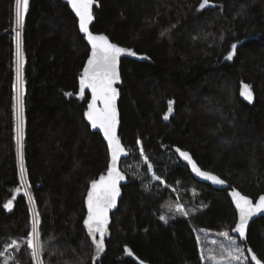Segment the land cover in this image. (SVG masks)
<instances>
[{
  "label": "trees",
  "instance_id": "16d2710c",
  "mask_svg": "<svg viewBox=\"0 0 264 264\" xmlns=\"http://www.w3.org/2000/svg\"><path fill=\"white\" fill-rule=\"evenodd\" d=\"M97 1L92 32L145 56L121 62L119 135L130 156L121 165L127 181L98 256L84 226L85 200L110 159L84 115L90 95H79L89 46L64 0H29L20 28L22 153L43 264H136L125 248L146 264H212L201 260V249L218 256V244L228 243L222 232L245 249L249 264L248 248L264 264V218L241 243L232 233L237 215L227 191L197 181L173 150L190 152L203 170L254 200L264 194V0H209L203 9L202 0ZM18 28L15 0H0V253L15 239L19 251L4 253L9 264H34L16 142ZM234 43L236 54L227 60ZM243 83L252 102L240 96ZM9 200L11 210L4 207Z\"/></svg>",
  "mask_w": 264,
  "mask_h": 264
},
{
  "label": "snow or ice",
  "instance_id": "6c2138e0",
  "mask_svg": "<svg viewBox=\"0 0 264 264\" xmlns=\"http://www.w3.org/2000/svg\"><path fill=\"white\" fill-rule=\"evenodd\" d=\"M96 0H68L72 10L76 17L79 19V30L84 34L88 43L91 45V54L87 59V65L84 67L83 73L80 76L79 81V95L83 98L85 89H90L92 98L88 103V111L84 114L88 122L93 129H100L103 132L104 138L107 140V147L110 152V163L107 167V175H102L99 180H93L91 183V189L87 195V219L84 220V224L88 228V233L92 237V243L95 245L97 256L104 251V237L107 232V225L109 223V210L116 206L117 197L120 195V181L125 179L124 174L117 167V163L121 155H126L124 146L121 144L120 138L117 136V126L119 124L118 111L116 107V100L118 97V90L114 85L120 81V74L118 71L119 59L121 55L127 54L135 56L136 53L130 49L120 47L115 43H112L106 35L93 34L89 30V25L92 23L94 16L92 12L93 4ZM209 0H202L200 9H203L208 5ZM29 0H15V21L19 28L23 27L25 14L28 11ZM163 36L164 34L161 33ZM16 64H17V84H16V97H15V111H16V142L17 153L20 157L21 167V179H24V167H23V153H22V140L24 135V90H23V55H22V41L20 39V32L16 34ZM237 45L234 43L231 45V50L226 56L227 60H232L236 54ZM72 95V93H67ZM241 95L244 96L249 102L253 99V93L251 87L247 84L243 85ZM172 101L168 102V113L172 112ZM98 105H102L98 106ZM164 119H168V114H165ZM139 143V142H138ZM180 156L191 165L192 171L200 177L206 180H210L215 184H224L225 181L212 175L206 171H202L196 163L192 160L191 156L186 151H180ZM140 155L144 157V161L148 164V157L145 155L143 148L140 149ZM152 170V165L148 164V171ZM154 179L164 183L159 176H154ZM147 190L148 186L145 185ZM19 192V189H16ZM27 195V193H25ZM233 200L235 202L236 209L239 213V220L233 227L232 231L238 233L240 239H245L246 226L250 217L256 213H264V195L259 197L257 203L253 204V201L247 196L242 195L238 191L232 192ZM31 198V197H30ZM12 201L9 200L4 204L6 209L11 208ZM177 212L184 217L189 215V211H185L183 207H177ZM175 218V217H172ZM165 223L168 222V217L161 215L159 217ZM39 223V214L37 213L33 219L32 228L28 234L26 245L28 249H31V258L34 264H43L41 259L44 253V245L40 239V232L37 229ZM99 234V239H96V235ZM222 237L228 239V243H219V254H210L207 257L204 255L203 249H201V260L212 262V264H231L232 261H244L248 260L245 256V249L237 244L236 239H229L228 232L220 233ZM197 243H200V238L197 237ZM213 245H217L216 240H212ZM9 248H15L19 251L20 245L18 241L13 239L11 243L5 248L4 253L8 252ZM210 252L214 250L210 249ZM125 252L132 256L133 253L130 249L125 248ZM4 253H0L3 256V264H9V256H5ZM247 253L250 256V260L254 264H262V261L258 259L257 255L251 248L247 249ZM14 259V258H12ZM143 264V261L140 262Z\"/></svg>",
  "mask_w": 264,
  "mask_h": 264
},
{
  "label": "water",
  "instance_id": "95a60500",
  "mask_svg": "<svg viewBox=\"0 0 264 264\" xmlns=\"http://www.w3.org/2000/svg\"><path fill=\"white\" fill-rule=\"evenodd\" d=\"M64 2L69 6V8H70L71 11L73 12L74 16L76 17V15H75L74 11L72 10L70 4L68 3V0H64ZM97 7H99V3H98V1L96 0V2L93 4V7H92L93 16H94V8H97ZM76 19H77V21H78V27H79V19H78V17H76ZM94 22H95V17H94L92 23L89 25V30H90L91 32H92L91 27L93 26ZM79 31H80V30H79ZM80 33H81V32H80ZM93 34H98V33H94V32H93ZM81 35L84 37L85 42H86L87 45L89 46V49H90L89 56H90V54H91V45L88 43V41H87L86 37L84 36V34L81 33ZM102 35H105V34H102ZM106 36H107V35H106ZM107 37H108V36H107ZM108 38H109V37H108ZM109 40L111 41L110 38H109ZM111 42H112V41H111ZM112 43H114V42H112ZM115 44H116V43H115ZM117 45H118V44H117ZM118 46L123 47V46H121V45H118ZM124 48H125V47H124ZM126 49H127V48H126ZM123 59H133V60H136V61H144L145 56H140V55H137V54H136L135 56H130V55H127V54L125 53V54L121 55V57H120V59H119L118 71H119V74H120V81L114 85V87H116L117 90H118V97H117V100H116V107H117V111H118V120H119V124H118V126H117V136H118L119 138H120V135H119V134H120V124H121L120 110H119V101H120V90H119V86H120L121 83H122V76H121V62H122ZM86 65H87V61H86V63H85V66H86ZM85 66H84V67H85ZM83 70H84V69H83ZM82 73H83V72H82ZM245 84H246V83H243V84L241 85V91L243 90V85H245ZM247 85H248V84H247ZM241 91H240V96H241V98H242L244 101L249 102L248 100H246V99L244 98V96L241 95ZM251 91H252V89H251ZM85 93H88V94L90 95V102H91V98H92L91 90H90V89H85ZM252 93H253V91H252ZM253 100H254V93H253V99H252V101H253ZM252 101H251V102H252ZM90 102H89V103H90ZM98 106H101V107H102V105H98ZM87 111H88V108H87ZM87 111H86V112H87ZM168 119H169V115H168ZM168 119L166 120L167 122H168ZM86 121L88 122L87 119H86ZM88 123H89V122H88ZM89 125H90V123H89ZM90 126H91V125H90ZM92 129H93V128H92ZM93 131L99 133V134L102 136V138L104 139V141H105V143H106V145H107V140L104 138V135H103L102 130H100V129L97 128V129H93ZM120 141H121V144L123 145L121 139H120ZM123 146H124V145H123ZM124 148H125V152H126L127 154H126V155H123V154L121 155V157H120V159H119V161H118V163H117V167H118L119 170L124 174L125 179L122 180V181H120V184H119V187H120V195L117 197L116 206H115L114 208H112V209L109 210V213H108V216H109V222H110V219H111L112 214L115 213V212L117 211L118 207H119V203H120V200H121V198H122V187L126 184V181H127L126 174L122 171V167H121V165H122V163H123V161H124L125 159H128V158H129L130 153H129V151L126 149L125 146H124ZM107 149H108V147H107ZM177 149H180V148H177V147H174V148H173V150H174L175 154L177 155L179 161H180L183 165H185V166L190 170L191 174L193 175V177H194L197 181H199V182H201V183H204V184H207V185H211L213 188H215V189H217V190L227 191V195H228V197H229V199H230V201H231V203H232V205H233V207H234V209H235V211H236V215H237V221H236V223H237L238 220H239V213H238V210L236 209L235 202H234V200H233V196H232V192H233V191H238V192H240V191L237 190V189H235V188H233V187H232L229 183H227L225 180H224L225 183L221 185V184H215V183H213V182L210 181V180H206V179H204L203 177L197 176V175L192 171L191 165L188 164V162H187L186 160H184V159L180 156L179 152L176 151ZM180 151H184V150L180 149ZM186 152H188V151H186ZM108 153H109V159L111 160L109 149H108ZM188 153H189V155L191 156L192 160L196 163V165H197L202 171H205V170H203V169L198 165V163L195 161V159L193 158V156L191 155V153H190V152H188ZM109 163H110V162H109ZM206 172H208V171H206ZM208 173H210V174H212V175H215V176H217L218 178H220L218 175H216V174H214V173H211V172H208ZM106 175H107V173H106L104 176H106ZM99 179H100V178H99ZM99 179H97V180H99ZM220 179H222V178H220ZM222 180H223V179H222ZM90 189H91V185H90L89 190H90ZM89 190H88V192H89ZM88 192H87V195H88ZM240 193H241V192H240ZM241 194L244 195L243 193H241ZM262 195H264V194H262ZM245 196H246V195H245ZM247 197H248V196H247ZM248 198L251 199V200L253 201V204L257 203L258 200H259V198L256 199V200H254V199H252V198H250V197H248ZM12 206H13V205L11 204V208L8 209V210H11V209H12ZM85 207H86V218H85V219H87V215H88V211H87V197H86V200H85ZM261 218H264V213H256L255 215H253L252 217H250V219H249V221H248V224H247V226H246L245 239H240L238 233L232 232L233 235H234L236 238H238V239L240 240L241 243L245 244V243L247 242L249 229H250L252 223L255 222L256 220L261 219ZM84 226L87 228V226H86L85 224H84ZM108 227H109V223H108V225H107V231H108ZM87 229H88V228H87ZM106 233H107V232H106ZM97 236L99 237V234H97ZM105 237H106V234H105ZM105 237H104V238H105ZM128 249H129V248H128ZM130 250H131V249H130ZM131 252L133 253L132 256H129L127 253H126V256H127L129 259H131L132 261H134L136 264H140V262H141L142 260H140V259L134 254V252H133L132 250H131ZM143 264H146V263L143 262Z\"/></svg>",
  "mask_w": 264,
  "mask_h": 264
},
{
  "label": "built area",
  "instance_id": "2783aa9c",
  "mask_svg": "<svg viewBox=\"0 0 264 264\" xmlns=\"http://www.w3.org/2000/svg\"><path fill=\"white\" fill-rule=\"evenodd\" d=\"M22 182H23L24 185L26 184L25 177H24V181H22ZM29 200H30V206H31V212H32V222H33V219L36 216V210H35L33 201H32V199L30 197H29ZM37 229L39 231L38 225H37Z\"/></svg>",
  "mask_w": 264,
  "mask_h": 264
},
{
  "label": "rangeland",
  "instance_id": "374dc122",
  "mask_svg": "<svg viewBox=\"0 0 264 264\" xmlns=\"http://www.w3.org/2000/svg\"><path fill=\"white\" fill-rule=\"evenodd\" d=\"M142 159L144 160V157H143ZM144 162H145V161H144ZM24 172H25V171H24ZM24 177H25V175H24ZM22 181H24V179H23ZM224 240H225L226 242H228V239H225V238H224ZM3 259H4V257H2V261H3ZM231 264H249V263H248V260H247V261H244L243 258H242V261H239V262H238V261H232Z\"/></svg>",
  "mask_w": 264,
  "mask_h": 264
},
{
  "label": "bare ground",
  "instance_id": "6f19581e",
  "mask_svg": "<svg viewBox=\"0 0 264 264\" xmlns=\"http://www.w3.org/2000/svg\"><path fill=\"white\" fill-rule=\"evenodd\" d=\"M20 161V160H19ZM23 167H24V161H23ZM21 169V167H20ZM24 170H25V167H24ZM21 177V176H20ZM246 195V194H245ZM166 197V196H165ZM159 203V202H158ZM158 205V204H157ZM172 207V206H171ZM159 209V208H158ZM165 210V209H164ZM151 211V210H150ZM198 215V214H197ZM168 217V216H167ZM172 218V217H171ZM192 228V227H191ZM197 242V241H196ZM200 257V256H199Z\"/></svg>",
  "mask_w": 264,
  "mask_h": 264
}]
</instances>
